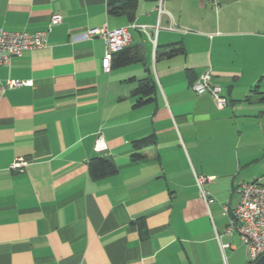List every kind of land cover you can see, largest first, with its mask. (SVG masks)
<instances>
[{"label":"crops","instance_id":"0c3cea01","mask_svg":"<svg viewBox=\"0 0 264 264\" xmlns=\"http://www.w3.org/2000/svg\"><path fill=\"white\" fill-rule=\"evenodd\" d=\"M107 2L0 0V26L47 31L0 65V264H250L227 229L234 188L264 183V0H138L133 21ZM132 23L156 41L130 27L139 60L105 70L82 34ZM209 70L225 107L192 88ZM147 77L156 98L135 106ZM94 157L116 172L93 176Z\"/></svg>","mask_w":264,"mask_h":264},{"label":"built area","instance_id":"2783aa9c","mask_svg":"<svg viewBox=\"0 0 264 264\" xmlns=\"http://www.w3.org/2000/svg\"><path fill=\"white\" fill-rule=\"evenodd\" d=\"M162 0H159V10H161ZM60 13H54L51 16V25L62 21ZM130 27H135L145 31L154 41L159 25H147L132 23L126 26L109 28L107 25L102 27H93L86 30L83 38H93L96 35L101 36L106 45V53L103 59V67L109 71L112 66L114 53L122 50L131 43L132 37L129 31ZM154 29V30H151ZM47 44V31L36 32L9 30L0 26V65H9L12 58L21 56L24 51L34 48L44 47ZM22 84H32V81H21L9 79L7 86L14 87ZM192 88L197 93L209 92L219 107H225L229 99L222 93V87L214 84L211 71H207L203 76L197 78L192 83ZM102 148L100 141L96 145ZM24 163L21 157L11 163V168H23ZM209 176L199 175L197 180L203 184L209 180ZM238 195L234 206L232 219L228 225V231H238L242 242L249 250L251 261H256L264 253V183L260 180L244 181L234 188ZM202 196L207 202L213 201L207 191L202 189Z\"/></svg>","mask_w":264,"mask_h":264},{"label":"trees","instance_id":"16d2710c","mask_svg":"<svg viewBox=\"0 0 264 264\" xmlns=\"http://www.w3.org/2000/svg\"><path fill=\"white\" fill-rule=\"evenodd\" d=\"M138 7V0H108L107 8L108 13L111 15H125L130 21L135 18L136 9ZM178 49H172L171 53L177 52ZM139 57L136 52L132 51L129 46H126L120 51L114 53L112 60V67L124 66L130 63L137 62ZM133 95L137 97L135 106L142 105L144 103L154 101L156 96L155 82L150 78H144L138 80L137 86L133 90ZM262 93V92H261ZM264 100V92L263 97ZM150 139L144 138L136 141L135 146L138 148L141 144L147 143ZM134 157H139L140 154L133 153ZM114 164L104 157H94L90 160V171L93 176L101 178L116 172ZM255 261H250V264H254Z\"/></svg>","mask_w":264,"mask_h":264},{"label":"water","instance_id":"95a60500","mask_svg":"<svg viewBox=\"0 0 264 264\" xmlns=\"http://www.w3.org/2000/svg\"><path fill=\"white\" fill-rule=\"evenodd\" d=\"M254 264H264V253L258 257Z\"/></svg>","mask_w":264,"mask_h":264}]
</instances>
